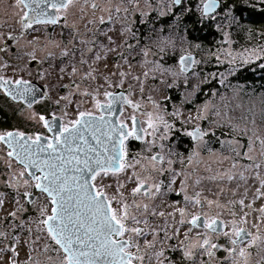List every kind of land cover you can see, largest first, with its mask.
I'll list each match as a JSON object with an SVG mask.
<instances>
[{
  "label": "snow or ice",
  "instance_id": "snow-or-ice-1",
  "mask_svg": "<svg viewBox=\"0 0 264 264\" xmlns=\"http://www.w3.org/2000/svg\"><path fill=\"white\" fill-rule=\"evenodd\" d=\"M189 3L190 0H168L156 7L151 0H143L149 9L145 10L141 0H14L12 7L17 11L13 21L18 31L0 32V92L28 109L41 102L40 97L51 107L47 115L35 111L28 115L46 133L0 130V161L8 170L6 178L0 179V185L7 189L0 190V210L11 204L0 217V264H213L220 251L227 256L218 264H248L251 249L264 250L260 226L253 223L248 227L253 213H259L255 219L264 224V204L255 207L257 201L264 200V160L257 162L252 155L258 145L259 155L264 157V137L253 131L245 145L240 139L225 141L200 124L189 129L187 124L221 113L205 103L195 115L182 118L171 96L165 97L166 102H158L151 95L145 100L143 96L149 78L159 80L168 89L183 78L188 90L181 101L184 104L193 103L201 90L200 79L192 78L200 77L194 66L202 61L186 54L179 55L178 67L166 61L169 52H175L178 36L181 53L187 51L183 44L190 43L185 24L192 11ZM198 7L197 23L223 15L231 27L239 24L245 9L264 8V0H240L239 9L224 0H200ZM218 8L222 12H217ZM153 12L172 17V26L167 30L158 27L150 18ZM70 14L75 18L72 23L68 21ZM117 23L119 41L114 36ZM56 26L67 29L61 31L59 40L51 34L45 40L38 36L27 39L41 27L47 30ZM228 36L225 32V43L229 42ZM21 40L25 43L21 44ZM112 54L117 58L115 70L98 76L99 65L103 63L107 68ZM257 61H262L257 66L264 70V55L253 49L242 63ZM134 62L145 70L133 74ZM29 64L43 66L37 68L35 78L45 81L46 90L23 77ZM8 68L20 75H4ZM238 71L239 67H231L227 75L210 72L203 82L218 80L231 87L225 82ZM53 76L56 86L66 89V94L57 92L56 98L51 96L53 87L48 81ZM65 79L69 83H61ZM101 79L103 83L95 87L86 84ZM137 90L140 99L134 98ZM211 95L217 93L213 91ZM75 96L83 99L76 102ZM88 101L91 107H83ZM145 103L151 104V111L144 110ZM169 103L174 106L172 110ZM177 133L193 141V150L186 158L172 143ZM212 138L220 149L232 155L210 147ZM133 141L144 145L135 155ZM201 149L220 162L232 161L225 171L209 166L207 171L214 174L206 179L237 180L244 185L240 198L229 201V206L202 198V192L195 190L205 177H197L189 184L193 172L184 169L193 164ZM243 160L249 163H241ZM177 163L181 169L175 167ZM111 178H115V187L105 182ZM249 179L258 185L251 199ZM189 187L193 189L191 194ZM173 194L182 198V206L181 200L166 201ZM232 195L236 196L237 191ZM166 203L170 211L165 209ZM205 207H228L231 219L224 220L220 211L212 214ZM194 232L195 243H185ZM181 234L183 239L178 244L171 243ZM213 236L224 237L227 246L214 241ZM175 253H179L178 258Z\"/></svg>",
  "mask_w": 264,
  "mask_h": 264
},
{
  "label": "rangeland",
  "instance_id": "rangeland-1",
  "mask_svg": "<svg viewBox=\"0 0 264 264\" xmlns=\"http://www.w3.org/2000/svg\"><path fill=\"white\" fill-rule=\"evenodd\" d=\"M200 0H190L189 6L191 8H196L199 6L196 2ZM168 0H157L155 4H153L156 7H162L163 3H167ZM14 4V0H0V32H3L7 34L8 31H15L17 26L15 25L13 21V15L16 9L12 7ZM141 8H144L145 10H149L145 8V5L141 4ZM156 13V12H155ZM156 16L158 14L156 13ZM221 15L217 17L216 25H220V23L224 22V19L220 18ZM165 17V16H163ZM69 18H74L73 15H69ZM78 22V21H77ZM229 27H224L223 29H220V37L216 41L215 46V53L213 56V67L217 70V73L224 72L225 75H227L228 69L231 67H239L241 69L245 68V66H251V65H257L261 63L262 61H257L255 64H247L244 65L242 63L243 59L248 57L250 54H252V50L250 48L247 49H233V40H232V34L230 33ZM229 33L228 36V43H225V37L224 33ZM47 37L44 36L43 39L45 40ZM31 39V38H30ZM196 44L194 42L188 43L187 41L184 43V48L187 49L186 52L190 53L192 51L197 52V49L199 47H194L193 45ZM234 50V51H231ZM259 52L260 55H264V42L260 49H255ZM199 51V50H198ZM235 53V54H234ZM237 53V54H236ZM172 55V54H171ZM110 57V56H109ZM217 57H219V61L217 60ZM168 61L169 56L166 57ZM232 61V62H231ZM231 62V63H230ZM234 62V63H233ZM172 66V65H171ZM109 68L112 67L111 64L108 65ZM140 67V66H139ZM195 69H197V66H195ZM145 69H138L139 73H142ZM133 74H134V70ZM197 71V70H196ZM205 77V76H204ZM196 77H194L195 79ZM200 83L203 82V77H199ZM183 80V79H182ZM196 80V79H195ZM217 84V85H216ZM224 85H221L218 80H214L213 86L210 89V97L207 99H203L200 101V103L194 104H188L191 108H186L184 103H181V101L185 98L187 93H181L180 94V100L179 104H175V107H179L183 113L182 118H187L190 115H195L196 112L203 108L205 103H210V105H214L216 110H218L221 115L216 116L214 114L209 115V121H216L217 123L211 124L209 130L212 131L214 126H217V124H220L224 121V123H230L233 125V128H235L237 131L236 134H233L232 137L228 136L227 134L224 136H220L222 139L227 141L228 139H240L241 144H247L249 142V136H251V133L255 131L259 136L264 137V120H262V110L264 108V98L262 95L257 96V98H251L250 101L243 102V99L239 95V90H232L230 93L227 94L225 97H221L218 94L216 96H212L211 93L215 91L217 93V90H219V87H222ZM173 89V88H171ZM168 88L165 84H161L159 80L153 81L150 78L145 81V91H144V98L145 100L149 95H151L156 101L158 102H164L165 97L168 96ZM135 99H140V93L137 90L135 94ZM174 106L170 105V109L172 110ZM145 111H151V104L145 103L144 105ZM242 118L243 121L238 120V118ZM170 119V118H169ZM211 119V120H210ZM255 121V124L252 123V121ZM237 123H236V122ZM203 121H193L192 123L187 124V127L190 129L194 127L196 124H201ZM247 130L248 134L245 135V131ZM239 131V132H238ZM181 136L182 133H179ZM187 137V136H184ZM254 139V137H253ZM193 150V144L192 149ZM204 149L200 150V155L198 157H195L194 162L192 165H189L185 171L193 172L192 179L189 181V184H191L197 177H205L201 181V184L196 187V191L201 190L202 192V198L203 195L206 194V197L208 199H215L219 200V202L225 206H229V201L239 199L240 194L244 192V185L242 182H238L237 180H233L232 182H228L227 180L224 181H216L211 182L208 179H206L208 176L214 174L207 171V168L211 166L212 169L216 171H225L228 170L231 167L232 161L230 159L223 160L220 162L216 156H213L212 153L207 152L206 154L203 152ZM216 151H222V150H216ZM189 154V153H188ZM184 156L185 158L188 156ZM228 156H231L232 153H225ZM253 156L256 157L257 162H260L261 160H264V157H261L259 155V147L257 145L256 150L252 153ZM241 163H249L246 160L240 161ZM176 165H180L177 163ZM181 166V165H180ZM179 169V168H177ZM262 173H264V169H262ZM182 178V177H181ZM238 183L240 184L239 188L237 187ZM258 186L257 182L249 179L248 181V187L250 189L249 191V199H251L252 191L254 190V187ZM192 188L189 187V190ZM221 189H224L223 192H221ZM237 191V195L233 196L232 192ZM261 204H264V200L257 201L255 204L256 208H259ZM208 209V208H207ZM198 210V209H197ZM210 210V209H208ZM238 211V206L236 208ZM210 211H214V209H211ZM223 211V218L224 220L231 219L228 207H225L222 209ZM217 211H215L216 213ZM259 215V213H253L248 218V227L251 228L253 223H256L260 226L261 234L264 235V224H261L259 220H256L255 217ZM252 231L255 233L256 229L252 228ZM195 232L190 234V239L187 243H195ZM179 239H183V234L179 237ZM177 239V240H179ZM21 260L25 258V250H21L20 255ZM42 260H44V257H42Z\"/></svg>",
  "mask_w": 264,
  "mask_h": 264
},
{
  "label": "flooded vegetation",
  "instance_id": "flooded-vegetation-1",
  "mask_svg": "<svg viewBox=\"0 0 264 264\" xmlns=\"http://www.w3.org/2000/svg\"><path fill=\"white\" fill-rule=\"evenodd\" d=\"M157 0H151V2L153 4L156 3ZM198 5H200V1L196 2ZM141 4H143V0H141ZM153 21V23H155L158 27H163L166 30L169 29L172 24H173V18L170 16H165V17H157L156 13L153 12L151 17H150ZM75 18H69L68 17V21L69 23H72L74 21ZM198 20V18H193V20L188 21L189 25L187 26V31H190L191 35H196V31L198 29H202L204 28V24L208 23V22H214L215 20H210V21H204L202 23H197L196 21ZM217 22V21H216ZM186 23V21H185ZM193 23V24H192ZM116 29L117 32L114 33L115 38L119 41L120 37L118 35V30H119V23L116 24ZM215 30L217 31V33H219L221 26L218 24L217 26H214ZM81 30H83V27L81 25ZM18 29H16L14 32H17ZM61 31H67V29H62L60 26H56V27H48L47 30H45L43 27H41L39 32L36 33H32L30 34L27 39L32 38L33 36H38L41 40H44L43 37L46 36L48 37L49 34H51L52 38L55 40H59L60 39V33ZM219 36V34H218ZM25 41L21 40V44H24ZM193 46L196 47V45L200 46L199 42L194 41ZM216 43V42H215ZM184 47V44H183ZM172 54V55H171ZM180 54H186V55H191L193 56L194 59L199 60L198 58H196V55L193 52H184L181 53V42H180V38L179 36L177 37V47L175 49V52H169L168 56H169V60L167 61V64L172 65L173 67H178V65L176 64V60L178 59ZM116 57L114 54L110 55L107 64H111L112 67L109 68H105L104 64L101 63L99 65V71L97 73L98 76H103V75H108L110 72L114 71V63L116 62ZM167 60V58H166ZM200 61V60H199ZM42 65L39 64H29L27 68H25V70L23 71L22 75L25 79H31L33 84L37 87H40L42 91L46 90L44 88L45 85V81H41L38 78H35V73L37 68H42ZM138 69H142L141 67H139V65H136L134 62V74H140L138 72ZM85 71L87 70L86 68L84 69ZM194 70L195 66H194ZM197 72H199V70H197ZM4 75L8 76V77H17L20 74H17L14 72V70L12 68H8L4 70ZM189 75L191 76V72L189 73ZM77 80H79V78H76ZM115 79V78H113ZM183 78H181V80L178 82L179 87L183 86ZM61 83H69V81L67 79H65L64 81H62ZM96 83H103L102 79L96 82H86V84H91L93 87H95ZM49 86L53 87V91L51 92V96L53 98H56L57 96V92H59L60 95H64L66 94L67 90L66 89H60L58 88L57 85V81L55 79V77L53 76L52 78H50V80L48 81ZM205 84L203 82H201L200 86H204ZM207 85V84H206ZM206 87V86H205ZM174 88V87H173ZM184 88V86H183ZM185 89V88H184ZM83 98L80 96H75L73 97V100L76 102L81 101ZM41 102L39 103H35L33 104L31 109H28L24 104L17 102V101H13L10 97H6L4 96V94L2 92H0V130H14V129H19L22 131H25L27 133H33L36 131H39L41 133H46V130L43 129V127L41 125H39L38 123L31 121L28 119V115L30 114V112L35 111L38 112L40 114H48L49 108L51 107L50 102L47 100H44L43 97H40ZM166 102V101H165ZM170 105L172 104H168V108L170 109ZM83 107L85 108H90L91 104L90 101L85 102L83 104ZM71 112V109H70ZM71 118H74V113L71 115ZM202 126V125H201ZM178 137L176 138V136L173 138L172 143L174 144L176 151H178L181 155L186 156L188 153L191 152L188 151L186 154L185 152L190 148V144L188 143V140H191V138L189 137H184L181 136L178 133ZM192 141V140H191ZM193 144V141H192ZM144 148V145L137 142V141H133L132 142V155H135L136 153L140 152L142 149ZM192 149V147L190 148ZM219 150V149H217ZM3 153L0 152V155H2ZM13 167L16 168L18 170V166L15 165V163H13ZM176 168L181 169L182 166L180 165H175ZM7 166L3 161H0V179H4L7 176ZM106 183H112L113 187H115V178H111V179H107L105 181ZM131 187V185H129V188ZM0 190H4L7 191V189H4L3 185H0ZM189 194H191L193 192V189L188 190ZM201 191V190H198ZM203 197H206V194L203 195ZM173 200H181V206L183 204L182 202V198L181 197H177L174 194L170 195L168 197H166V201L167 202H171ZM166 210H171L170 208H167V203L164 205ZM11 208V204H8L6 206V208L4 210H0V217H2L3 215L6 214V211ZM190 211H198L197 209H190ZM205 211H210L207 209V207H205ZM215 211H220L222 213L221 218H223V211L222 209H214V211H211L212 214H215ZM177 218H179L178 214H177ZM186 230V228H185ZM149 239H151V237H149ZM195 239H197V237H195ZM212 239L220 244H223L225 246H227V240L224 237H220L219 239H217L215 236L212 237ZM182 240V239H179ZM179 240H173L171 243L173 244H178ZM188 241H185V243H187ZM251 251V256L249 257L248 260V264H263L264 262V250H261V248H253L250 250ZM175 256H177V258L179 257V253H175ZM227 256L226 252L220 251L217 253V261L213 262V264H218L219 261H224V258ZM40 259L42 260V256L40 257ZM145 264H147V261L145 262ZM226 264V262H225Z\"/></svg>",
  "mask_w": 264,
  "mask_h": 264
},
{
  "label": "trees",
  "instance_id": "trees-1",
  "mask_svg": "<svg viewBox=\"0 0 264 264\" xmlns=\"http://www.w3.org/2000/svg\"><path fill=\"white\" fill-rule=\"evenodd\" d=\"M224 2L228 4H236L237 9H239L240 0H224ZM253 3H257V0H252ZM190 18L186 19V25L188 26V21L193 20V18H199V7L191 8ZM217 12H222V9L218 8ZM239 15V12L237 13ZM220 18L224 19V16L221 15ZM216 21L208 22L204 24V28L198 29L196 31V35H191L190 31H187V40L190 43L196 41L200 43L199 49L197 52L192 51L196 58L202 61L201 64L197 65V69L199 70L200 77L206 76L210 72H217V70L213 67V56L215 53L216 41L220 37V33H217L214 26L216 25ZM197 22V21H196ZM193 24V23H192ZM228 22L224 19V22L220 23L221 29L226 27ZM191 25V24H189ZM229 27V26H227ZM230 33L232 34L233 40V49H260L264 42V8H248L245 9L243 15H240L239 24H232L231 27L228 28ZM219 34V36H218ZM199 50V51H198ZM256 65L245 66V68L241 69L234 76H228V80L225 82L226 85L230 84L231 87L222 86L217 90V94L221 97L227 96L232 90H239V95L243 99V102L250 101L251 98H257V96L262 95L264 98V70L260 69ZM198 79L197 77L194 79ZM210 79V77H209ZM212 83H204L205 85L200 86V91L197 93L196 97L193 99V103H200L201 100L207 99L210 97V89L213 86ZM201 84V83H200ZM207 84V85H206ZM217 85V84H216ZM206 86V87H205ZM168 96H171L173 100H175L176 104H179L180 94L187 93L188 90L184 89L183 86H174L173 89H168ZM165 102V101H164ZM264 102V100H263ZM186 108H191L188 104L185 105ZM262 120H264V108L262 110ZM211 120V119H210ZM238 120L243 121L242 118H238ZM236 122V121H235ZM237 123V122H236ZM203 128H210L209 120H203L201 124ZM218 125V124H217ZM219 125H223V127L214 126L213 130L216 132L217 136L228 135L231 136L236 134L237 131H234L233 125L230 123H220ZM239 132V131H238ZM178 133L176 138L178 137ZM190 144V148L192 147V141L188 140ZM210 147L214 150H222L220 149V145L216 142L215 138L211 139ZM188 149L185 154L190 151ZM225 153L226 150H222ZM206 154L208 151L206 149L203 150ZM230 153V152H227ZM264 264V262H263Z\"/></svg>",
  "mask_w": 264,
  "mask_h": 264
},
{
  "label": "bare ground",
  "instance_id": "bare-ground-1",
  "mask_svg": "<svg viewBox=\"0 0 264 264\" xmlns=\"http://www.w3.org/2000/svg\"><path fill=\"white\" fill-rule=\"evenodd\" d=\"M231 51H234V50H231ZM235 54V53H234ZM237 54V53H236ZM232 62V61H231ZM234 63V62H233Z\"/></svg>",
  "mask_w": 264,
  "mask_h": 264
},
{
  "label": "water",
  "instance_id": "water-1",
  "mask_svg": "<svg viewBox=\"0 0 264 264\" xmlns=\"http://www.w3.org/2000/svg\"><path fill=\"white\" fill-rule=\"evenodd\" d=\"M193 57V56H192Z\"/></svg>",
  "mask_w": 264,
  "mask_h": 264
}]
</instances>
